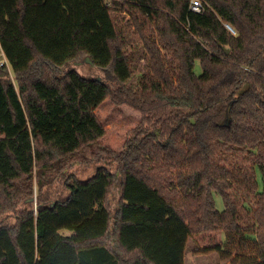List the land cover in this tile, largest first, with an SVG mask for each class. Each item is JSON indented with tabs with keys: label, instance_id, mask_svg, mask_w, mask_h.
I'll return each mask as SVG.
<instances>
[{
	"label": "trees",
	"instance_id": "16d2710c",
	"mask_svg": "<svg viewBox=\"0 0 264 264\" xmlns=\"http://www.w3.org/2000/svg\"><path fill=\"white\" fill-rule=\"evenodd\" d=\"M107 1L0 0V264H264V0Z\"/></svg>",
	"mask_w": 264,
	"mask_h": 264
},
{
	"label": "rangeland",
	"instance_id": "374dc122",
	"mask_svg": "<svg viewBox=\"0 0 264 264\" xmlns=\"http://www.w3.org/2000/svg\"><path fill=\"white\" fill-rule=\"evenodd\" d=\"M108 3L109 0L107 1ZM113 14H116V18L118 19L119 23L123 25L129 24V16L125 13L114 11ZM130 34V39L134 41L133 48V57H134V63L137 64L136 69V76L133 80L136 81L138 78V71L143 68V66L146 63V51L143 48L142 44L139 43L137 35L132 33V30H128ZM5 57H2L0 55V65L3 62ZM5 61V60H4ZM8 63V62H7ZM9 64V63H8ZM3 66V65H1ZM69 68L76 69L79 73L82 75H89V76H98L101 77V71L97 69L96 66L89 64L85 61V59H82L80 61L72 62L68 66L64 67L60 73H63ZM196 73L200 74L202 72V67L200 65V61L196 62L195 67ZM12 79H14L12 77ZM11 79V80H12ZM63 169L60 168L58 171L47 174V179L45 178V181L47 184L44 186L43 189V195L38 192L36 186L34 187L33 196L29 199V201L33 202L35 207L37 205V202L40 198L43 197L46 201H54V200H61L66 199L68 196V190L66 187V182L69 180L70 176H74L77 179L80 180H86L94 173L96 172L97 167L99 166V163H93V164H83L81 162H76L70 165L62 164ZM52 180V181H51ZM258 181L259 186L262 188V178L261 175L258 173ZM36 182V178L34 180ZM216 206L218 209L222 210L224 208V202L222 199V196L219 193H216L214 195ZM118 199V195H115L112 197V208L116 207V201ZM24 207L22 204L20 208ZM3 218H8L11 222H15V214L14 213H7L3 215ZM64 234H70L69 231L64 230ZM186 264H218L220 262H223L224 264H228L232 262L231 258L226 259L225 256H222L220 253H203L200 249H198L197 245L194 241L190 240L186 252Z\"/></svg>",
	"mask_w": 264,
	"mask_h": 264
},
{
	"label": "built area",
	"instance_id": "2783aa9c",
	"mask_svg": "<svg viewBox=\"0 0 264 264\" xmlns=\"http://www.w3.org/2000/svg\"><path fill=\"white\" fill-rule=\"evenodd\" d=\"M204 8L203 2L202 0H191V4H190V9L194 12L200 13L202 12ZM226 27L228 28V30H230L232 33H236V31L232 28V26L228 23L225 24ZM5 60V61H4ZM3 60V62L1 63V65H9L6 60V58Z\"/></svg>",
	"mask_w": 264,
	"mask_h": 264
},
{
	"label": "water",
	"instance_id": "95a60500",
	"mask_svg": "<svg viewBox=\"0 0 264 264\" xmlns=\"http://www.w3.org/2000/svg\"><path fill=\"white\" fill-rule=\"evenodd\" d=\"M85 61L88 62L89 64H93V61L91 60L90 57H86Z\"/></svg>",
	"mask_w": 264,
	"mask_h": 264
},
{
	"label": "crops",
	"instance_id": "0c3cea01",
	"mask_svg": "<svg viewBox=\"0 0 264 264\" xmlns=\"http://www.w3.org/2000/svg\"><path fill=\"white\" fill-rule=\"evenodd\" d=\"M2 135H0V137H1Z\"/></svg>",
	"mask_w": 264,
	"mask_h": 264
}]
</instances>
